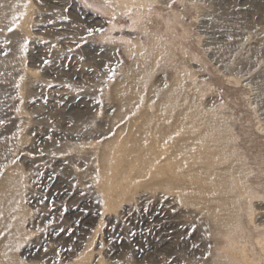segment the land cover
I'll return each instance as SVG.
<instances>
[{"label": "rangeland", "instance_id": "1", "mask_svg": "<svg viewBox=\"0 0 264 264\" xmlns=\"http://www.w3.org/2000/svg\"><path fill=\"white\" fill-rule=\"evenodd\" d=\"M77 1L102 24L83 27L69 1L56 21L43 9L59 0H0V250L11 242L0 264H217L224 243L203 210V186L175 185L165 155L144 153L168 143L158 135L127 144L147 147L140 155L111 150L118 132L135 137L159 120L116 121L125 108L115 88L131 84L149 118L171 99L178 113L221 111L247 141L250 222L264 228V0H163L194 31L201 56L188 60L190 77L179 62L149 74V54L108 37L136 40L132 18L112 29L99 0ZM246 243L227 241L224 253L264 264V250Z\"/></svg>", "mask_w": 264, "mask_h": 264}, {"label": "bare ground", "instance_id": "2", "mask_svg": "<svg viewBox=\"0 0 264 264\" xmlns=\"http://www.w3.org/2000/svg\"><path fill=\"white\" fill-rule=\"evenodd\" d=\"M59 1L57 5L47 3L43 9L48 14H52V19L59 21L67 15L65 12L67 8L61 6H63L62 3L69 1L68 14L73 20L79 21L83 27H95L102 24L101 16L82 7L77 0ZM99 3L100 9L114 19L112 29L119 27V24L115 22L121 15L132 18V27L138 30L136 40L130 37L132 35L130 33H110L108 37L115 42L122 39L126 43V49L129 52H135L138 56L143 53L149 54L152 61L149 74L157 67H172L176 66L177 62L182 63L181 66H183L180 75L190 77L193 74L189 67L191 63L188 60L201 56L193 37L194 31L191 25L185 23L181 14L174 10L168 11L170 6L166 5L163 0H99ZM79 12L82 16L89 17L81 18ZM5 18L7 15L0 13V19ZM147 43L149 45H146ZM115 91L118 95H122L120 100L125 108V111L117 116L116 121L126 122V126H133L136 121L143 120L147 116L149 124L150 122L152 124V120L157 116L159 120L156 122L157 125L150 124L151 127L147 125L148 130L143 133L139 128L135 137L129 132L130 134L128 133V136L123 138L122 131L118 132L114 139L116 145H110L111 150L116 153L140 155V152L147 147H138L137 142L133 143L132 147L127 144L131 140L155 139L159 135L160 140L166 141L168 146L158 150V145L150 146L149 150H144V153L157 157L165 155L169 165V177L175 185L183 189H187L191 183L200 188L203 186L201 203L206 212L205 215L213 221L215 239L225 244L227 241L245 238L250 248L264 250V228L252 225L250 222L254 218L252 202L255 196L248 181L253 177L252 172L255 171L252 170L253 164L249 162L242 149H245L247 141H241L223 113L211 108V110L206 109L208 110L206 112L195 110L190 111L193 113L179 112V114L178 104L171 99L166 108L163 106V109L157 110L155 115L149 118L148 106L138 102L136 91L126 80L119 83ZM163 98L165 99H162L161 103L167 97ZM162 114L165 117L161 116ZM162 128V133L158 134ZM156 140L158 139H155V142ZM207 190H213L216 194L219 192V195L210 198L211 193L208 196L205 194ZM224 211L225 215L222 214ZM10 243L7 241L2 247L0 256L6 253ZM224 244L221 247L218 246L220 248L215 253L217 264H238L233 262L228 254H225L227 251H224Z\"/></svg>", "mask_w": 264, "mask_h": 264}]
</instances>
